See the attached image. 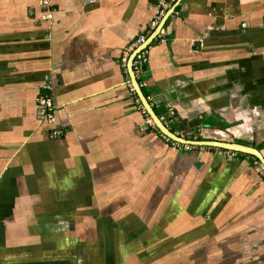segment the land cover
Listing matches in <instances>:
<instances>
[{"label": "crops", "instance_id": "obj_1", "mask_svg": "<svg viewBox=\"0 0 264 264\" xmlns=\"http://www.w3.org/2000/svg\"><path fill=\"white\" fill-rule=\"evenodd\" d=\"M165 2L0 0V264H264L261 162L174 147L127 84ZM136 78L179 137L264 157V0H182Z\"/></svg>", "mask_w": 264, "mask_h": 264}, {"label": "water", "instance_id": "obj_2", "mask_svg": "<svg viewBox=\"0 0 264 264\" xmlns=\"http://www.w3.org/2000/svg\"><path fill=\"white\" fill-rule=\"evenodd\" d=\"M181 2H182V0L177 1V3L174 5V7L171 8L167 12V14L163 17L160 24L158 25L156 30L152 33V35L148 38V40L131 55V57L129 59L128 68H129V73L131 75V79H132V83H133V87L135 89V92L138 95V97L140 98L144 109L146 110L148 116L150 117V119L152 120V122L154 123L156 128L160 131V133L162 135L166 136L169 140H171L175 143H179L182 145H189L192 147H197V146L212 147V148H219V149H223V150H227V151H232V152H236V153H242L245 155H249L251 157L256 158L258 161H260L263 168H264V157L260 153V151L254 149V148L243 146V145H238V144L217 142V141H204V142L190 141V140L184 139L182 137H179L178 135H176L174 132H172L166 126V124L156 114L153 107L150 105V103L146 99L145 95L143 94V92L140 88V85L137 81V78L133 72V68H132L133 61L139 52L143 51L144 49L149 48L151 46V44L159 37V35L162 32L167 20L175 12L176 8L178 7V5Z\"/></svg>", "mask_w": 264, "mask_h": 264}, {"label": "built area", "instance_id": "obj_3", "mask_svg": "<svg viewBox=\"0 0 264 264\" xmlns=\"http://www.w3.org/2000/svg\"><path fill=\"white\" fill-rule=\"evenodd\" d=\"M177 1L178 0H167V2L164 3L162 9L160 10L158 16L156 17V21L152 27V30L146 34L140 35L127 48V50L124 54L122 67H123L125 74L127 75V79H128L127 84L129 85V87L132 89L133 92L135 91V89L133 87V83H132L130 73H129V68H128L129 59H130L131 55L148 40V38L156 30L157 25L161 22V20L167 14V12L171 8L174 7V5L177 3ZM148 60H149V48L144 49L143 51L138 53V55L135 57L133 64H132V68H133V72H134L135 76L140 75L142 73V69L148 64ZM38 103H39V112H40L42 121L43 122L45 121L46 123L51 124V125L54 124V122H55V119L53 117L54 116V113H53L54 104H53L51 96L47 95L46 93L41 94L40 98L38 100ZM63 135H64V131H61V130L55 129L51 132L52 138H55V139L60 138ZM162 137L165 140L170 141L174 147H178L180 149H183L184 151H190L191 149H193L192 146L175 143V142L169 140L164 135H162Z\"/></svg>", "mask_w": 264, "mask_h": 264}, {"label": "trees", "instance_id": "obj_4", "mask_svg": "<svg viewBox=\"0 0 264 264\" xmlns=\"http://www.w3.org/2000/svg\"><path fill=\"white\" fill-rule=\"evenodd\" d=\"M171 143V142H170ZM256 160V159H255ZM257 161V160H256Z\"/></svg>", "mask_w": 264, "mask_h": 264}]
</instances>
